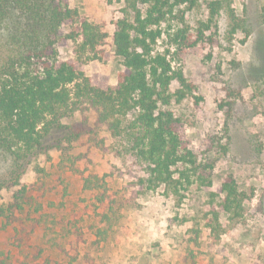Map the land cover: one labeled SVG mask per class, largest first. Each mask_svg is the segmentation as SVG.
<instances>
[{
	"label": "rangeland",
	"instance_id": "obj_1",
	"mask_svg": "<svg viewBox=\"0 0 264 264\" xmlns=\"http://www.w3.org/2000/svg\"><path fill=\"white\" fill-rule=\"evenodd\" d=\"M193 1L174 7L152 28L160 36L150 46L195 87L177 101L180 87L173 81L169 104L158 103V109L178 120L181 146L206 166L210 186L191 172H185L187 183L180 172L189 167L178 164L172 168L180 182L177 194L164 185L148 189L145 163L123 152L105 127L94 129V117L87 113L109 152L87 136L67 144L68 128L50 132L28 154L16 150L19 158L0 150V182L20 176L25 187L22 212L14 220L0 219L1 264H264V0H218L221 7L213 18L207 8L212 0ZM130 2L144 11L139 0H67L82 19L108 34L102 53L78 65L94 85H115L123 69L111 36L118 19H131ZM231 10L242 25L233 34ZM23 25L22 18H11L0 37ZM61 31L65 35L68 27ZM185 41L196 43L191 48ZM75 45L59 39L58 59L76 60ZM79 120L76 115L63 124ZM226 176L247 197L239 218L229 219L220 209ZM86 177L92 189H84ZM18 190L3 189L0 205L11 202ZM208 203L219 213L215 244L204 218Z\"/></svg>",
	"mask_w": 264,
	"mask_h": 264
},
{
	"label": "trees",
	"instance_id": "obj_2",
	"mask_svg": "<svg viewBox=\"0 0 264 264\" xmlns=\"http://www.w3.org/2000/svg\"><path fill=\"white\" fill-rule=\"evenodd\" d=\"M139 2L145 6L143 12L130 2L131 19L123 17L114 23L111 46L123 69L118 72L115 85L100 86L94 85L78 68L86 57L95 59L102 53L99 49L106 44L108 34L100 26L82 19L77 10L69 8L67 0H0V33L2 25L13 17L22 18L24 24L23 29H13L0 37V150L19 158L39 146L50 132L68 128L64 136L67 144L87 136L96 148L107 153L104 140L97 138L91 129L87 117L91 113L94 129L105 127L110 138L121 144L123 152L145 163L147 177L143 183L148 184V189L164 185L177 194L180 182L173 177L172 168L178 164L189 167L180 172L187 183L190 175L185 172H191L201 185L210 186L204 177L206 166L196 164L191 152L181 146L178 120L171 112L158 109V103L169 104L167 91L173 81L180 87L175 93L177 101L195 87L181 71L172 70L166 56L152 54L150 46L160 36V31L152 28L159 27L174 7L194 1ZM220 7L218 0L207 3L210 18L218 14ZM229 19L233 34L242 25L232 10ZM63 26L68 27L65 35L61 31ZM175 36L180 38L179 33ZM62 38L76 44L73 49L76 60L58 59L55 45ZM195 43L184 44L192 48ZM76 115L80 116L76 125L63 124ZM93 179L100 182L96 176ZM21 185L20 176L0 182V192L20 186L11 202L0 205V219L14 220L22 212L25 187ZM83 187L92 189L90 177L83 178ZM95 187L100 189L101 185ZM220 190L224 195L220 209L229 219L239 218L246 195L238 190L231 176L221 181ZM99 201L104 203L105 198ZM208 204L204 218L215 244L221 232L219 213Z\"/></svg>",
	"mask_w": 264,
	"mask_h": 264
}]
</instances>
